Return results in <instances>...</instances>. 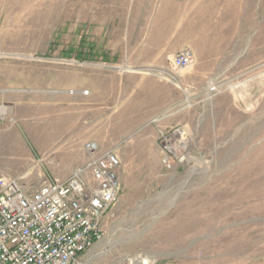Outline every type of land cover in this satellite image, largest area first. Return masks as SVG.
Segmentation results:
<instances>
[{
  "label": "rangeland",
  "instance_id": "rangeland-1",
  "mask_svg": "<svg viewBox=\"0 0 264 264\" xmlns=\"http://www.w3.org/2000/svg\"><path fill=\"white\" fill-rule=\"evenodd\" d=\"M0 107V174L28 187L88 140L118 155L83 264H264V0H0Z\"/></svg>",
  "mask_w": 264,
  "mask_h": 264
},
{
  "label": "built area",
  "instance_id": "built-area-1",
  "mask_svg": "<svg viewBox=\"0 0 264 264\" xmlns=\"http://www.w3.org/2000/svg\"><path fill=\"white\" fill-rule=\"evenodd\" d=\"M192 63L190 51L172 59L175 70ZM83 148L87 164L64 181L31 188L0 174V264H83L80 257L103 241L105 214L121 191L120 159L93 140ZM163 162L169 166V157Z\"/></svg>",
  "mask_w": 264,
  "mask_h": 264
},
{
  "label": "crops",
  "instance_id": "crops-1",
  "mask_svg": "<svg viewBox=\"0 0 264 264\" xmlns=\"http://www.w3.org/2000/svg\"><path fill=\"white\" fill-rule=\"evenodd\" d=\"M120 170L119 169V175H120ZM113 221L112 222H106L105 228H113ZM103 243L102 241L97 242L94 244L92 248L87 250L81 257H83V262L89 261V260H94L99 254L102 249ZM90 262V261H89Z\"/></svg>",
  "mask_w": 264,
  "mask_h": 264
},
{
  "label": "bare ground",
  "instance_id": "bare-ground-1",
  "mask_svg": "<svg viewBox=\"0 0 264 264\" xmlns=\"http://www.w3.org/2000/svg\"><path fill=\"white\" fill-rule=\"evenodd\" d=\"M9 109H7L6 107H0V111L2 112V113H4V112H6V111H8ZM145 260L144 259H137V262H136V264H140V263H145L144 262Z\"/></svg>",
  "mask_w": 264,
  "mask_h": 264
}]
</instances>
